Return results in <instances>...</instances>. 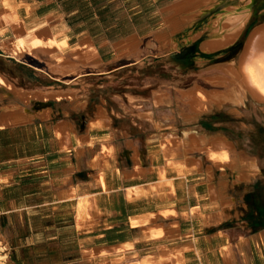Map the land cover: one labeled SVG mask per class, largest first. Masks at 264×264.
I'll return each instance as SVG.
<instances>
[{
    "label": "crops",
    "instance_id": "0c3cea01",
    "mask_svg": "<svg viewBox=\"0 0 264 264\" xmlns=\"http://www.w3.org/2000/svg\"><path fill=\"white\" fill-rule=\"evenodd\" d=\"M184 1L0 0V264H264L256 158L229 174L230 139L179 128L209 88L180 111L145 77Z\"/></svg>",
    "mask_w": 264,
    "mask_h": 264
},
{
    "label": "rangeland",
    "instance_id": "374dc122",
    "mask_svg": "<svg viewBox=\"0 0 264 264\" xmlns=\"http://www.w3.org/2000/svg\"><path fill=\"white\" fill-rule=\"evenodd\" d=\"M241 1L217 0L214 5L208 6L204 11L193 17L192 21L182 28H179L178 31H175L173 40L176 42V45L170 49L174 50L171 52V62H161L158 65L144 66L145 77L153 85L163 87L172 85L175 109L178 107L180 111H184L189 107L184 97L180 95L178 87H190L198 83L201 86L209 88V91H218L221 89L217 85H210L207 82V76L223 73L222 69L217 66V63L226 62L227 60L238 62L241 52L245 48L252 32L259 26L264 25V0H249L247 4L250 13L249 19L239 37L225 47L210 51L200 50L204 40L218 35V32H214L212 28L214 20L225 14L230 6L241 7ZM187 41L190 42V45L197 42V50L193 52L194 54L191 56L187 50L185 57L173 56L183 48L188 49L189 46L183 47ZM205 54L210 55L207 56ZM1 65L4 66L2 63ZM223 75L215 78L209 77L208 80L210 78L217 80ZM198 87H195V89ZM212 114H214V117H211ZM187 127L197 130L206 129L211 133H219L232 141L233 146L229 154L236 161L227 169L229 174H238L242 169L240 161L237 160L238 152L242 151L245 154L255 157L260 167L259 170L261 171L251 175L250 178L255 179L262 186L259 189V196L264 201V105L261 106L253 99L249 101L248 105L240 106L238 110H235L231 103H225L220 106L215 105L203 111L194 120H186L179 125V128ZM244 191L245 188L240 187L236 188L235 193L236 195L242 196Z\"/></svg>",
    "mask_w": 264,
    "mask_h": 264
},
{
    "label": "bare ground",
    "instance_id": "6f19581e",
    "mask_svg": "<svg viewBox=\"0 0 264 264\" xmlns=\"http://www.w3.org/2000/svg\"><path fill=\"white\" fill-rule=\"evenodd\" d=\"M216 2L217 0L184 1L182 3L183 5L181 6V8L183 7L190 8V6L193 5H197V7H199L198 11L192 15H189L187 19L185 18V21L189 23L190 21H192L193 17L204 11L208 6L214 5ZM248 2L249 0H242L241 7L230 6L225 14L221 15L220 17H217V19L214 20V25L212 28L214 32H218V35L215 36L217 41L216 42L214 41L215 43L208 41L209 43H211V45L213 44L212 46L211 45L208 46V48L218 49L224 47L227 44L234 42L239 37L241 31H243L242 30L243 27L245 26L247 20L249 19L250 13L247 7ZM177 10L179 11V9ZM180 11L183 10L181 9ZM180 19L181 18H179V20L176 19L172 21L171 26H173L174 30L182 28L184 25H186L183 23L184 21ZM53 41H49L48 43L52 44ZM172 41H173L172 47H175L176 42L173 40V38ZM209 43L207 45H209ZM30 45L36 47V43L33 41L31 42ZM5 46L11 49L12 52H16V53L22 52L23 49L32 50L31 47L29 48L27 41L24 40L23 37L17 39L12 44V46H9L8 44ZM205 46L206 45H204V49ZM223 69H224V75L222 77L218 78L217 80L214 79L215 77L209 79L212 82V84L217 85L221 89H219L218 91H209V90L206 91L198 87L196 89L198 94H196L194 103L192 102L194 104L193 107H195L198 110V109H204V107L206 108V106L209 105L215 106V105H222L224 103H231L232 107L235 110H238L240 106L248 105L251 99L256 101L261 106L264 105V25L259 26L255 31L252 32V35L249 37V40L247 41L245 48L241 52L239 61L238 62L231 61L229 64L223 65ZM160 95L161 94H159V96ZM163 100L167 101L168 99L163 98ZM227 145L232 146V142L227 141ZM222 157L225 160H228L227 155L225 153ZM252 161L253 162L251 163V166H249L248 170L245 173L246 174L245 176L247 177L250 176L249 173H254L256 171H259V167L256 164L257 160L252 159ZM243 168L244 167H242V169ZM241 173L243 172L241 171ZM239 176L241 177L242 174L238 173V177ZM241 178L244 179V177Z\"/></svg>",
    "mask_w": 264,
    "mask_h": 264
},
{
    "label": "trees",
    "instance_id": "16d2710c",
    "mask_svg": "<svg viewBox=\"0 0 264 264\" xmlns=\"http://www.w3.org/2000/svg\"><path fill=\"white\" fill-rule=\"evenodd\" d=\"M196 45H197V42H194V43H192L189 47H188V49L187 48H183L182 50H180V51H178V52H176L173 56H177V57H180V58H182V57H185L186 56V52H187V50L189 51L188 53H190V55L192 56L194 53V51L195 50H197L196 49ZM186 50V51H185ZM210 54H212V53H210ZM210 54H205V55H210ZM217 115V114H216ZM211 117H214V114H212L211 115ZM218 118H221V117H218ZM210 123H211V121H210Z\"/></svg>",
    "mask_w": 264,
    "mask_h": 264
}]
</instances>
